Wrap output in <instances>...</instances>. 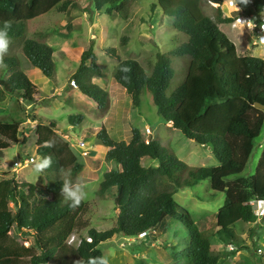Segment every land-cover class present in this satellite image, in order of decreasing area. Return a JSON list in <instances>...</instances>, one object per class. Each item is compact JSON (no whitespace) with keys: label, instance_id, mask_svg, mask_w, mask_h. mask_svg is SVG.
Returning <instances> with one entry per match:
<instances>
[{"label":"trees","instance_id":"trees-1","mask_svg":"<svg viewBox=\"0 0 264 264\" xmlns=\"http://www.w3.org/2000/svg\"><path fill=\"white\" fill-rule=\"evenodd\" d=\"M90 1L96 11L123 19L128 18L133 3ZM209 1L219 5L213 16L202 13V0H155L152 11L159 9L164 16L173 18V26L187 40L168 52L157 53L150 73L137 60H121L115 48L105 52L117 60L112 77L125 89L133 106L139 108L142 91H148L161 119L187 139L210 147L218 165L190 167L174 153H166L158 140L151 138L146 142L137 127H132L129 142L111 138L102 127L97 139L108 148L105 160L116 167L103 174L97 196L113 195L117 218L110 229L90 227L87 236H80L75 233L77 217L86 203L72 208L63 200L57 170L64 168L73 178L84 164L56 134L54 122L38 121L36 154L51 155L53 165L45 171L44 185L20 182L15 174L2 172L5 177L0 180V264H20L25 256L29 257V264H73L79 259L87 262L102 256L101 245L115 235L131 239L151 231L161 233V227L171 221L181 223L188 234V239L180 243L181 250L178 251V244L171 247L173 259L181 264H220L222 257L247 249L238 245L241 225H256L250 229L249 237L252 245L257 242L256 231L264 228V219L258 223L254 211L257 202H264V141L254 173L249 177L242 174L254 143L264 130V109L257 106L264 107V59L237 53L235 44L219 27L234 21L223 17L220 6L224 0ZM241 5L250 14L264 15V0ZM80 6L73 0H0V27L5 20L12 23V42L4 61L7 68H0V105L8 96L30 104H35L37 97L42 102L55 97H48L22 70L39 69L50 80L55 73L52 46L42 40L44 32L33 33L41 39L29 36V26L52 10L66 13L71 7ZM183 56L189 57L187 72L181 84L167 93L173 77L171 60ZM122 68L129 71L122 72ZM103 74L104 69L97 63L95 42L91 40L71 82L100 109L108 94L93 79ZM21 129V122L11 115L1 116L0 159L4 150L22 143ZM50 139L55 141L51 148L44 143ZM143 158L155 161L157 167L143 166ZM202 181H208L213 191L224 195V203L215 214V227L207 231H201L190 212L175 200L179 189ZM21 233L31 234L34 244H15L12 239L19 240ZM74 235L79 237L77 246L68 244V238ZM212 237L236 251L213 250ZM36 248L37 253L33 250ZM260 258L264 260V255Z\"/></svg>","mask_w":264,"mask_h":264},{"label":"rangeland","instance_id":"rangeland-1","mask_svg":"<svg viewBox=\"0 0 264 264\" xmlns=\"http://www.w3.org/2000/svg\"><path fill=\"white\" fill-rule=\"evenodd\" d=\"M73 1L82 7H71L66 13L52 10L38 17L29 26V36L41 39L33 33L44 32L42 40L52 46L55 73L50 81L40 72V75L49 81L48 84H43L45 80L36 77L32 72L33 69L24 67L22 70L30 75L32 81L40 89L46 91L48 97H55L47 102H42L40 97H37V102L30 104L17 97L8 96L0 105V118L4 115H11L20 121L22 126L20 139L24 138L21 144H13L4 151V154L2 153L1 162L3 161L5 167H0V173L6 171L10 175L15 174L20 182L44 185L45 172L37 175L32 171L31 163H23L21 167H17L14 163L22 162L23 159L31 156L34 159L41 158L35 151L37 122L43 120L54 122L56 134L69 144L72 152L79 158L78 161L84 164L83 170L71 179L74 181L80 179L86 184L88 192V197L84 201L86 207L77 217L75 233L87 236L90 227H95L100 231L114 227L118 213L115 212L116 207L111 193L103 198L97 196L103 174L110 167H116L114 163L105 160V149L107 148L97 139L102 128L101 124L106 126L109 136H111V129L107 126L115 119L121 120L120 123L123 126L132 124L138 127L143 133L146 128H149L152 131V138L158 140L166 153H174L190 167L217 166L218 161L210 147L187 139L181 131L163 121L148 91H142L140 107L134 108L131 98L120 90L123 88L112 77L117 60L110 58L105 49L115 48L121 60L128 58L137 60L145 67L147 73H150L157 53L168 52L185 42L187 37L173 26V18L164 16L159 9L152 11L151 5L155 3V0H129L133 3L127 19L119 15L96 11L90 0ZM236 1L241 4V0ZM250 1L248 0L246 4L248 5ZM211 3L209 0H202L203 14L214 15L215 7ZM231 10L232 8L228 7L225 0L223 17L231 18L239 15ZM253 15L257 19L260 17L259 14ZM219 27L236 45L239 55H253L264 59V38L257 33L258 28L234 26L233 23L220 24ZM91 40L95 42L97 63L104 69L103 77L106 81L98 80L97 83L106 86L105 90L110 97V105L107 107L109 108L112 104L118 106L119 103V118H116L118 115L112 112L109 117H106L110 121L107 123L103 112L91 99L79 94L77 90L72 91L74 87L71 83V76L79 65V53L89 46L88 43ZM23 57L26 59L25 56ZM171 61L173 77L167 93L176 89L183 81L189 57H175ZM70 115H82L83 118L70 120ZM85 140L88 143L89 148L86 147V149L89 155L84 154L76 144L77 141ZM263 141L264 130L254 143V151L242 177H249L254 173ZM142 165L157 167V163L149 159H144ZM175 200L190 212L201 231H207L215 227V214L224 203V195L213 191L208 181H202L194 187L179 189ZM259 218L264 219V214ZM255 226L241 225L239 227L238 245L247 249L232 250L236 253L222 257L220 264H264V260L256 254L257 249L263 247L262 244L257 240L252 245L249 237L250 229ZM20 236L19 240L12 239V237L10 239L18 245L23 243L25 247L34 244L31 234L21 233ZM76 236L74 235V243L79 238ZM256 236L264 242L262 229L256 231ZM187 239L188 234L184 226L177 221H171L168 226L161 227V233L151 231L144 238L135 237L130 240L122 235H115L111 240L102 244L101 249L103 255L108 257L109 264H181L179 260L173 259L171 247L180 245L183 240ZM211 239L213 250L223 253L230 251V247L225 246L217 237ZM181 248L180 245L178 251ZM33 250L35 253L39 252V248ZM20 264H29V257L25 256Z\"/></svg>","mask_w":264,"mask_h":264},{"label":"clouds","instance_id":"clouds-1","mask_svg":"<svg viewBox=\"0 0 264 264\" xmlns=\"http://www.w3.org/2000/svg\"><path fill=\"white\" fill-rule=\"evenodd\" d=\"M242 3H247L248 0H241ZM213 3V2H212ZM229 8L235 7V0H226ZM216 4V3H214ZM251 26V25H250ZM12 27L11 21H3L2 27H0V68H7L5 61V56L9 52V47L11 44V37L9 36V31ZM122 72H128V68H122ZM46 147H54L55 141L48 140L45 141ZM53 165V159L51 155L41 157L39 159H33L31 161L32 171L39 175L44 173L46 170L51 168ZM17 167H21V163L17 162ZM59 178L62 180L61 196L64 201L69 203V206L76 208L81 205L88 197V192L86 190V184L80 179L75 181L71 179V173L64 168L57 170ZM73 264H109V259L107 256H99L89 258L87 262L83 259L73 261Z\"/></svg>","mask_w":264,"mask_h":264},{"label":"crops","instance_id":"crops-1","mask_svg":"<svg viewBox=\"0 0 264 264\" xmlns=\"http://www.w3.org/2000/svg\"><path fill=\"white\" fill-rule=\"evenodd\" d=\"M225 4V0L223 1V4L220 6V8H221V10H222V12H223V5ZM215 8H217L219 5L218 4H214L213 5ZM81 7H82V5H81ZM235 14H237V13H235ZM93 37V36H92ZM90 43V42H89ZM88 43V44H89ZM236 46V45H235ZM86 48H83L82 49V51H80V53H79V59H80V56H81V54H82V52L85 50ZM236 49H237V47H236ZM66 52V51H65ZM238 53V52H237ZM69 54V53H68ZM253 56V55H252ZM261 58V57H260ZM80 61V60H79ZM33 74L34 75H36V77H41V79H44L45 81H43V84H48L49 83V81L48 80H46L45 79V77H42L41 75H40V70L39 69H34L33 71ZM30 76V75H29ZM44 76V75H43ZM47 78V77H46ZM48 79V78H47ZM32 80V79H31ZM50 80V79H49ZM94 80V82L96 83V84H98L97 83V81L98 80H105L106 81V78H104L103 76H101V77H97V78H94L93 79ZM51 81V80H50ZM34 83V82H33ZM72 83V82H71ZM35 84V83H34ZM36 85V84H35ZM100 87H103L104 88V90H105V84L104 85H100V84H98ZM37 86V85H36ZM38 88H39V86H37ZM120 87V86H119ZM122 87V86H121ZM123 88V87H122ZM40 89V88H39ZM40 90H42V89H40ZM74 90H77L76 88H73V90L72 91H74ZM122 92H125L126 93V91H125V89L123 88V89H120ZM43 92H45L46 93V91H44V90H42ZM74 92H76V91H74ZM77 92L80 94L81 92L80 91H78L77 90ZM47 94V93H46ZM82 94V93H81ZM127 94V93H126ZM83 95V94H82ZM128 95V94H127ZM110 105V97H109V95H108V98H107V101H106V104H105V106L102 108V109H100L102 112H103V117H104V120L106 121V123L107 122H110V121H108L107 120V118L106 117H109L110 115H111V113L112 112H114L116 115H118L116 118H119V114H118V112H119V103H118V106H114L113 104L108 108L107 106H109ZM134 107V106H133ZM135 108V107H134ZM123 112V111H122ZM120 121L121 120H113L112 122H110L111 124L110 125H108L107 127H109L110 129H111V138H113V139H115V140H117V141H121V140H123V141H125V142H129L130 140H131V137H132V133H131V129H132V127H135L134 125H132V124H129V126L128 125H126V126H123L121 123H120ZM102 126L101 127H106L104 124H101ZM100 127V128H101ZM138 128V127H137ZM139 129V128H138ZM140 130V132H141V134L143 135V136H145L146 138L145 139H151L152 138V135H149V136H147V134L146 133H143V131L141 130V129H139ZM180 131V130H179ZM99 141V140H98ZM85 142H86V147L87 148H89L88 146H87V141L85 140ZM206 147V146H205ZM107 148V147H106ZM107 150H108V148L107 149H105V153L107 152ZM5 151V150H4ZM4 151H3V154H4ZM36 151V150H35ZM87 155H89V152H88V154ZM2 158H3V156H2ZM2 158L0 159V167H3L4 166V163H3V161L1 162V160H2ZM144 159H148V158H143L142 159V161L144 160ZM5 167V166H4ZM110 169H112L111 167H110ZM109 169V170H110ZM3 173H0V180L1 179H3L5 176H4V174L2 175ZM115 212H118V210L116 209L115 210ZM264 214V213H263ZM260 219L261 218H258V222L260 221ZM262 229V232H263V236H264V228H261ZM260 229V230H261ZM152 232H155V231H152ZM146 235H148V234H143V235H140L138 238H144ZM258 237V236H257ZM130 240H133V238H131ZM258 240L260 241L259 243L260 244H262V246H264V242H261V238L259 237L258 238ZM229 247H232V246H229ZM230 249V248H229Z\"/></svg>","mask_w":264,"mask_h":264},{"label":"built area","instance_id":"built-area-1","mask_svg":"<svg viewBox=\"0 0 264 264\" xmlns=\"http://www.w3.org/2000/svg\"><path fill=\"white\" fill-rule=\"evenodd\" d=\"M211 4L214 5V3H211ZM231 12L237 13V14L239 13V15L236 14L237 16L231 17L234 19V21L232 22L234 26H237V25L242 26V27L248 26L252 29L258 28L257 33H259L264 38V15H260L258 19L255 18L253 14H250L248 10L244 6L239 4L236 0H235V7L232 8ZM145 133L147 135H151L152 131L151 129L146 128ZM145 141L148 142L149 139L147 138L145 139ZM76 144H77V147L80 148L84 154H87L85 141H77ZM33 159L34 158L31 156L27 159H23V161L20 163L30 164ZM17 162H15L14 164L16 165ZM254 207H255L254 208L255 213L258 215V217H261V215L264 212V202H257ZM74 241H75V238L74 236H72L69 238L68 244L72 245L74 244ZM76 243L77 242H75V244ZM230 250H233V247H230ZM256 254L259 257L263 256L264 255L263 247H259L256 251Z\"/></svg>","mask_w":264,"mask_h":264},{"label":"water","instance_id":"water-1","mask_svg":"<svg viewBox=\"0 0 264 264\" xmlns=\"http://www.w3.org/2000/svg\"><path fill=\"white\" fill-rule=\"evenodd\" d=\"M257 106H258V107H260V108H262V109H264V107H263V106H260V105H258V104H257Z\"/></svg>","mask_w":264,"mask_h":264}]
</instances>
